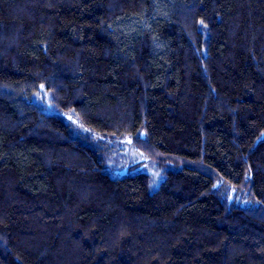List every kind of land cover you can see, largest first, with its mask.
I'll return each instance as SVG.
<instances>
[{"label": "trees", "instance_id": "1", "mask_svg": "<svg viewBox=\"0 0 264 264\" xmlns=\"http://www.w3.org/2000/svg\"><path fill=\"white\" fill-rule=\"evenodd\" d=\"M0 264H264V0H0Z\"/></svg>", "mask_w": 264, "mask_h": 264}, {"label": "rangeland", "instance_id": "2", "mask_svg": "<svg viewBox=\"0 0 264 264\" xmlns=\"http://www.w3.org/2000/svg\"><path fill=\"white\" fill-rule=\"evenodd\" d=\"M139 169L142 171L153 173L156 177L159 176V171L157 167H155L154 165L150 163H147V162L143 163V165L139 166ZM155 188H156V185H154L152 190H154Z\"/></svg>", "mask_w": 264, "mask_h": 264}]
</instances>
